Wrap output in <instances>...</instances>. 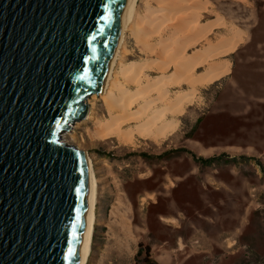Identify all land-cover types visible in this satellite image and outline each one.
<instances>
[{
    "label": "rangeland",
    "instance_id": "1",
    "mask_svg": "<svg viewBox=\"0 0 264 264\" xmlns=\"http://www.w3.org/2000/svg\"><path fill=\"white\" fill-rule=\"evenodd\" d=\"M197 1L206 10L201 23H223L226 29L212 34V43L217 33L231 29L242 40L225 57L229 70L199 86L176 116L175 132L158 143L136 137L131 146L113 135L105 139L98 126L110 116L96 99L95 120L77 123L62 135L63 143L90 160L96 184L87 264H141L145 247L157 264H264V0ZM149 6L153 1L141 0L139 15ZM125 35L127 55L115 71L120 64L150 62L138 40ZM205 43L186 55L204 50ZM148 71L152 78L159 76ZM169 80L161 88L169 91L168 99L178 90ZM161 90L148 89L150 109L162 106ZM178 239L184 247L174 251Z\"/></svg>",
    "mask_w": 264,
    "mask_h": 264
},
{
    "label": "water",
    "instance_id": "2",
    "mask_svg": "<svg viewBox=\"0 0 264 264\" xmlns=\"http://www.w3.org/2000/svg\"><path fill=\"white\" fill-rule=\"evenodd\" d=\"M127 0H0V264H77L84 153L62 135L103 93Z\"/></svg>",
    "mask_w": 264,
    "mask_h": 264
},
{
    "label": "bare ground",
    "instance_id": "3",
    "mask_svg": "<svg viewBox=\"0 0 264 264\" xmlns=\"http://www.w3.org/2000/svg\"><path fill=\"white\" fill-rule=\"evenodd\" d=\"M140 1L127 0L118 42L110 63L103 93L98 96L93 95L87 100V120H95L93 107L96 99L104 104L110 116L105 126H100L101 124L98 126V129L101 130L102 136H100L107 139L113 135L119 144H130V146L136 137L158 143L175 132L179 125L176 116L192 102L199 86H207L214 78L229 70L231 64L225 57L242 40L241 33L231 29L227 33L223 31L225 34L217 33V42L212 43L209 37L216 34V31L223 30L224 24L215 22L210 26L212 22L210 23L208 20L201 23V13H206L203 2L197 0H146L147 2L153 1L154 7L149 6L151 8L147 9L146 15L140 16L138 12ZM125 33L132 35L135 42L136 39L138 40L139 48L145 57L147 55L151 60L141 64H118L119 67L115 71L117 61L123 58L127 51L123 41ZM158 35L160 38L157 40ZM204 41L207 44L204 50H200L199 53L192 56L186 55L188 54L186 52ZM153 47L154 50L155 48L157 50H152ZM180 58L183 59L180 60ZM199 69H203L202 73H198ZM146 70L152 71V73L156 72L159 76L152 78L144 73ZM164 74L169 75L167 77ZM142 78L145 79L144 82H140ZM168 79L172 82L171 87L173 88L171 89L178 88L170 99H168L169 91L166 88L164 91L161 90L164 86L163 82ZM120 80H124L125 84ZM128 85L134 86L133 92L130 93L126 88ZM181 86L187 87V90H182ZM148 89L163 91L158 99L162 106L155 109L149 108L151 101L147 97L151 90L148 91ZM140 102L141 105L138 107ZM131 125H133L132 128H129ZM127 126H129L128 129H123ZM84 158L88 173V208L77 264H87L95 224L96 184L90 160L86 155Z\"/></svg>",
    "mask_w": 264,
    "mask_h": 264
},
{
    "label": "trees",
    "instance_id": "4",
    "mask_svg": "<svg viewBox=\"0 0 264 264\" xmlns=\"http://www.w3.org/2000/svg\"><path fill=\"white\" fill-rule=\"evenodd\" d=\"M139 248L141 249L142 248V245L139 244ZM144 256L141 258V264H157L155 263L151 257H150V249L148 247H145L144 249ZM141 255V252L138 253L137 256H140Z\"/></svg>",
    "mask_w": 264,
    "mask_h": 264
},
{
    "label": "crops",
    "instance_id": "5",
    "mask_svg": "<svg viewBox=\"0 0 264 264\" xmlns=\"http://www.w3.org/2000/svg\"><path fill=\"white\" fill-rule=\"evenodd\" d=\"M195 241H197V243L199 242V240H195ZM201 244H202V242H201ZM164 245L167 246V249H168L169 244L166 242ZM194 245H197V244H195V242H193V249H197V246L194 247ZM172 247L173 248H171V249H173L174 251H177V250L183 248L184 244L180 241V239H178V241L176 243H174V245ZM203 250H206V249H203Z\"/></svg>",
    "mask_w": 264,
    "mask_h": 264
}]
</instances>
